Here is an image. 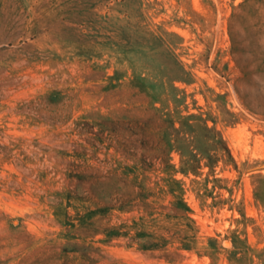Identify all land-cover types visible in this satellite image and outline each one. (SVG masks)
<instances>
[{
    "label": "rangeland",
    "instance_id": "rangeland-1",
    "mask_svg": "<svg viewBox=\"0 0 264 264\" xmlns=\"http://www.w3.org/2000/svg\"><path fill=\"white\" fill-rule=\"evenodd\" d=\"M0 264H264V0H0Z\"/></svg>",
    "mask_w": 264,
    "mask_h": 264
}]
</instances>
